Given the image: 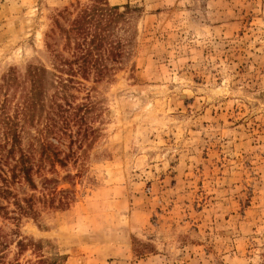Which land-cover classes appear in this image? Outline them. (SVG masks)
I'll return each mask as SVG.
<instances>
[{
  "label": "rangeland",
  "instance_id": "rangeland-1",
  "mask_svg": "<svg viewBox=\"0 0 264 264\" xmlns=\"http://www.w3.org/2000/svg\"><path fill=\"white\" fill-rule=\"evenodd\" d=\"M106 1L121 56L73 77L67 130L47 134L64 164L11 185L36 215H0V264H264V0ZM91 2L0 0V85L46 69L24 148L55 109L51 49L70 58L59 26Z\"/></svg>",
  "mask_w": 264,
  "mask_h": 264
},
{
  "label": "trees",
  "instance_id": "trees-1",
  "mask_svg": "<svg viewBox=\"0 0 264 264\" xmlns=\"http://www.w3.org/2000/svg\"><path fill=\"white\" fill-rule=\"evenodd\" d=\"M128 9V5L125 6ZM124 15L118 6H109L106 0H92L89 5L79 9L69 21L67 27L59 26V32L64 35L63 50L70 52V58L61 54V51L51 49L55 62L54 70L58 73L57 89L51 100L55 104L54 111L48 113V120L42 129V138L37 137L38 157L36 143L31 142L25 148L21 145V134L27 125L33 126L34 109L40 102L42 95L44 74L46 69L42 66L29 65L25 74L21 75L16 68H11L3 76L0 85V215L5 218L16 217L23 214L36 215L35 202L32 194L19 197L11 185L16 182H25L30 189H37L33 178L40 174V168L48 160L51 165L55 161L64 164V158L59 157L57 146L48 140L47 134L65 133L69 123L67 114L72 104L68 103L66 90L74 80V76L84 79L94 76L99 79L108 73L111 66L108 61L117 62L121 56V41L113 38L116 23ZM65 74L67 77L63 78ZM21 76V77H20ZM30 84V88L26 84ZM56 87V86H55ZM18 89L21 94L17 95ZM61 94L62 98H58ZM16 98L15 102L13 101ZM14 102V103H13ZM15 105L14 114L10 113V106ZM67 105V106H65ZM87 110V106H85ZM53 108V106H50ZM79 107L74 115L79 117ZM63 115V116H62ZM73 116V115H72ZM58 120L61 121L60 125ZM44 126V125H43ZM52 178L44 177L43 184L53 182ZM46 187V186H45ZM43 192L44 204H66V198L58 193L55 187L47 186ZM5 202V203H3ZM8 204L14 206V215L9 216ZM20 248L26 246L23 240L16 242Z\"/></svg>",
  "mask_w": 264,
  "mask_h": 264
}]
</instances>
